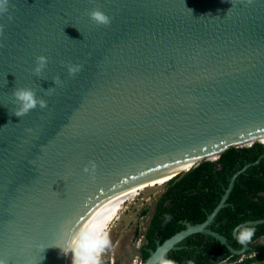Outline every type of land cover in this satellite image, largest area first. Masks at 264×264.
<instances>
[{"label": "water", "instance_id": "1", "mask_svg": "<svg viewBox=\"0 0 264 264\" xmlns=\"http://www.w3.org/2000/svg\"><path fill=\"white\" fill-rule=\"evenodd\" d=\"M92 9L110 23H93ZM0 24V259L7 264H72L71 253L55 247L62 237L105 218L108 232L138 184L157 176L152 170L181 165L174 177L230 147L264 146L249 139L264 138V0H10ZM39 55L47 64L35 75ZM69 64L80 71L69 75ZM21 87L46 107L15 116L12 93ZM239 172L203 222H183L140 264L195 233L247 257L248 244L234 249L209 228Z\"/></svg>", "mask_w": 264, "mask_h": 264}, {"label": "trees", "instance_id": "2", "mask_svg": "<svg viewBox=\"0 0 264 264\" xmlns=\"http://www.w3.org/2000/svg\"><path fill=\"white\" fill-rule=\"evenodd\" d=\"M239 170L226 206L219 210L209 228L225 236L234 249H240L242 245L232 236L233 229L245 221L264 218V146L257 142L250 147H230L216 161H202L186 172L169 177L145 230L141 261L155 248L156 241L162 242L183 229V222L192 225L203 222L219 203L231 176ZM166 216L170 219L166 220ZM254 226L255 235L248 243L251 249L246 252L247 257L236 264L264 263V242L255 243L264 238V222ZM178 245L181 248L168 252V257L176 264H188V261L218 264L239 257L215 238L202 233L192 234Z\"/></svg>", "mask_w": 264, "mask_h": 264}, {"label": "clouds", "instance_id": "3", "mask_svg": "<svg viewBox=\"0 0 264 264\" xmlns=\"http://www.w3.org/2000/svg\"><path fill=\"white\" fill-rule=\"evenodd\" d=\"M10 0H0V17H3L9 12ZM89 19L97 25H108L110 18L104 12L98 9H92L87 13ZM8 19L11 20L12 16L9 14ZM4 30V25L0 24V33ZM47 64V57L39 55L35 57V65L32 69L33 74L39 75L45 69ZM66 70L69 75H73L80 71L81 65H66ZM57 83H60L59 77L56 79ZM17 103L13 114L17 117L26 115L30 110L36 108L38 105L40 108L46 107V102L42 99H37L35 92L26 87L17 88L12 93ZM30 131V130H28ZM91 170H95V163L92 162ZM83 172L88 173L89 167L82 169ZM165 219H170L166 216ZM108 218L104 220L95 221L84 227H81L79 231L73 235L63 238V246L58 247L61 253L67 256L71 253L72 264H100V253L109 246V238L106 232ZM256 228L254 225H238L234 230V237L238 244L247 245L251 242L255 235ZM255 256V253H253ZM0 264H7L4 259H0ZM149 264H176V262L168 257V252L164 248H159L153 253ZM188 264H192L188 261Z\"/></svg>", "mask_w": 264, "mask_h": 264}, {"label": "rangeland", "instance_id": "4", "mask_svg": "<svg viewBox=\"0 0 264 264\" xmlns=\"http://www.w3.org/2000/svg\"><path fill=\"white\" fill-rule=\"evenodd\" d=\"M170 175L172 173L156 179L131 197L124 212L107 232L110 243L100 253V264H140L142 262L140 250L144 244V233L155 211L156 203L166 189V179L171 177ZM143 211L146 213L143 214ZM262 242L264 238L258 239L255 243ZM245 258L224 260L218 264H236Z\"/></svg>", "mask_w": 264, "mask_h": 264}, {"label": "bare ground", "instance_id": "5", "mask_svg": "<svg viewBox=\"0 0 264 264\" xmlns=\"http://www.w3.org/2000/svg\"><path fill=\"white\" fill-rule=\"evenodd\" d=\"M251 141H260L262 143H264V138L260 137V136H253L249 138ZM173 164V163H172ZM179 167H181V165H171V164H165L162 166L157 167L155 170H152L151 172H149V175L152 176H156V177H151L149 178V181L142 183V185H140L141 183L138 184L136 190L134 191L133 195L136 194L138 191H141L143 188H145L146 186H148L151 182H154L156 179L159 178H163L167 175H169L170 173H172L173 171H176L179 169ZM185 167V166H184ZM171 179V178H167L166 180ZM132 195V196H133Z\"/></svg>", "mask_w": 264, "mask_h": 264}]
</instances>
